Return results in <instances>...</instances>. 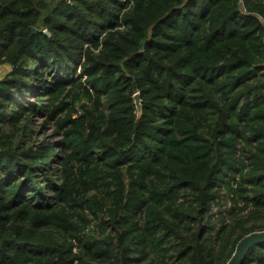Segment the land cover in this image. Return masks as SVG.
Instances as JSON below:
<instances>
[{
    "label": "trees",
    "instance_id": "trees-1",
    "mask_svg": "<svg viewBox=\"0 0 264 264\" xmlns=\"http://www.w3.org/2000/svg\"><path fill=\"white\" fill-rule=\"evenodd\" d=\"M4 63L0 264H226L264 230V0H0ZM43 108L61 138L25 145Z\"/></svg>",
    "mask_w": 264,
    "mask_h": 264
},
{
    "label": "rangeland",
    "instance_id": "rangeland-1",
    "mask_svg": "<svg viewBox=\"0 0 264 264\" xmlns=\"http://www.w3.org/2000/svg\"><path fill=\"white\" fill-rule=\"evenodd\" d=\"M29 66L31 67V63H29ZM11 70L12 67L8 63L0 65V79L3 78ZM29 99L30 101L34 102V95H30ZM47 116V112L44 108L38 113L31 114L30 123L25 127L24 131H21L20 134H18V137L23 139L25 145H29L31 143L37 144L41 142L45 137V144L49 142H56L61 138V135H59V133L55 131L56 125L51 121H47ZM229 205L230 202L226 201H223L222 205H214L212 209V219H217V217L219 216V210H222V213H225V210L229 207Z\"/></svg>",
    "mask_w": 264,
    "mask_h": 264
},
{
    "label": "water",
    "instance_id": "water-1",
    "mask_svg": "<svg viewBox=\"0 0 264 264\" xmlns=\"http://www.w3.org/2000/svg\"><path fill=\"white\" fill-rule=\"evenodd\" d=\"M33 33L37 32V29H32ZM44 33L50 35L47 30H44ZM71 102L70 99L67 100ZM133 101L136 107V115L137 118H140L142 115V100L140 97V92L137 91L133 94ZM78 105L79 102H76ZM85 106V103L81 105V108ZM264 243V230L261 231H253L245 236H243L236 244L235 250L231 255L230 259L226 262V264H242L250 250L256 244Z\"/></svg>",
    "mask_w": 264,
    "mask_h": 264
}]
</instances>
